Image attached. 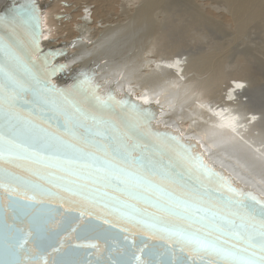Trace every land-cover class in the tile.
Instances as JSON below:
<instances>
[{
	"label": "water",
	"instance_id": "1",
	"mask_svg": "<svg viewBox=\"0 0 264 264\" xmlns=\"http://www.w3.org/2000/svg\"><path fill=\"white\" fill-rule=\"evenodd\" d=\"M44 30L40 0H2L0 100L17 107L9 119L0 104V151L21 147L0 157V264H173L190 262L196 241L224 254L195 264H240L247 205L264 195L162 122L163 106L106 84L97 64L71 66V43L45 42ZM236 192L244 206L229 202Z\"/></svg>",
	"mask_w": 264,
	"mask_h": 264
},
{
	"label": "bare ground",
	"instance_id": "2",
	"mask_svg": "<svg viewBox=\"0 0 264 264\" xmlns=\"http://www.w3.org/2000/svg\"><path fill=\"white\" fill-rule=\"evenodd\" d=\"M40 1L44 15L45 42L51 39L48 35L56 29L57 19H79L75 23L76 36L60 41L53 38L54 44L61 41L71 43V66L88 62L96 64L99 60L94 58L97 56L107 58L100 63L101 65L96 66L106 84L114 85L120 91L126 87L141 101H154L163 106L160 117L162 122L178 128L186 136L198 138L214 162L239 176L245 184L256 188L264 195V123L262 111L251 102L248 81L254 75L251 65L247 66L242 62V76L227 77L225 71L227 67H223L222 60L227 51L222 45L213 52H176L175 49H178L180 44L170 40L172 38L167 35L169 30L164 28L167 34L163 32L164 29L161 33L152 23L149 24L148 20L142 22L141 26L145 30L141 27L142 32L138 37V40L143 42L142 51L169 50L170 55L152 59V57H144L139 49L138 57H141V60L136 62L137 65L125 58L116 63L115 58L112 59L109 54L104 55L102 47H104L103 38L107 39L114 32L118 34L117 25L111 28L109 25L104 26L100 29L103 31H98L99 34L104 35H100L98 40L95 38L94 41L91 39L88 41L82 33L87 29L86 21L79 16V10L72 15L54 14L55 5L52 10L44 11L48 4L46 1ZM226 1L230 5L229 9L235 23L238 22L243 26L256 19H263V0ZM1 2L2 0L0 4ZM160 4H163L162 0H144L137 6L136 12L141 11L146 19L148 9L157 8ZM172 28L171 31L174 30ZM143 34H147V40L142 39ZM108 42L107 39L105 44ZM121 46H123L122 42ZM95 52L99 54L93 55ZM131 59L134 60L135 55ZM103 63L108 64L102 65ZM122 69L127 70L122 72ZM170 95L172 100L167 99Z\"/></svg>",
	"mask_w": 264,
	"mask_h": 264
},
{
	"label": "rangeland",
	"instance_id": "3",
	"mask_svg": "<svg viewBox=\"0 0 264 264\" xmlns=\"http://www.w3.org/2000/svg\"><path fill=\"white\" fill-rule=\"evenodd\" d=\"M45 1L48 5L44 11L52 10L53 5H55L53 7L54 14L70 13L72 15L79 10V16L86 21L87 29H83L82 33L88 41L90 39L94 41L95 38L98 40V37L103 34H99L98 31L104 26L109 25L111 28L117 25L118 34L115 32L112 35L110 34L107 38L109 41L107 44H105L107 39L103 38L104 47L101 46L104 55L109 54L112 59L117 60L116 63L125 58L130 60L132 64L137 65L136 62L141 60V57H138V52L142 48L143 42L140 40V43L138 37L142 29L145 30L141 25L146 20L149 21V24L152 23L161 33L164 28L171 32L167 31V34L165 29L163 31L169 35L168 37L172 38L170 40L180 44L179 48L175 49L176 52H213V50L217 51V47L220 48L219 45H222L228 52L222 59L224 61L223 67H227L224 68L227 77H241L242 62L247 66L251 65L254 74L248 80L250 83L249 93L252 97L251 102L256 105L257 109L259 108L262 111V122L264 123V5L262 7L263 19H256L242 26L233 21L231 9H229L230 5L226 0H162L163 4L158 5L157 8L148 9L146 19H144V14L141 11L136 12L137 6L144 0H43V2ZM67 3L70 5H64ZM75 19H57L56 29L49 33L48 37L60 41L76 36L77 34L74 32L75 23L79 19ZM170 28L174 30L171 31ZM100 31H103V29ZM124 37L126 38L124 39ZM80 38H83V36H80ZM142 39L147 40V34H143ZM121 42L123 46H121ZM156 50L150 52L148 49L144 51L141 49L140 51H142L141 54L144 57L148 56L152 59L163 55L165 57L171 53L169 50ZM98 54L95 52L93 55L97 56ZM134 55L135 59L132 60L131 57L134 58ZM99 57L94 58L99 60L96 64H100L107 59ZM104 64L108 63L102 65ZM125 70L127 69H122V72ZM165 92L170 94L169 91L165 90ZM167 99L172 100L173 98L170 95Z\"/></svg>",
	"mask_w": 264,
	"mask_h": 264
},
{
	"label": "snow or ice",
	"instance_id": "4",
	"mask_svg": "<svg viewBox=\"0 0 264 264\" xmlns=\"http://www.w3.org/2000/svg\"><path fill=\"white\" fill-rule=\"evenodd\" d=\"M3 88V85H0V89ZM44 91H56L55 85H49ZM17 97L15 95H11L6 98V100H0V104L6 102L8 104V107L3 110V115L6 118H13L16 116L15 109L17 107L16 104ZM135 107V106H134ZM65 131L69 134H73V128L72 127H65ZM78 139H83L85 143H89L90 141L87 139V137H77ZM4 139L2 136H0V140ZM7 144L10 146L9 150L7 152L0 151V157L12 156L14 155L11 151V147H21L20 145H16L14 141L8 140ZM101 147V146H97ZM27 151V149H25ZM38 155V153H36ZM186 159H191L190 155L185 156ZM20 178L13 177L11 182L8 185H4L6 191L15 192L17 191L16 187L13 185L15 183H18ZM229 191H234L232 189H229ZM235 195L239 197L240 199L236 200H229L230 203H234L238 206H244L243 201L248 199L249 194L236 192ZM85 198H88L87 195H85ZM252 200L254 203L247 205V208L249 210V218L253 221L252 227H251V233L249 238V248L245 249L247 252L246 257L242 258L240 261V264H264V201H258L256 202V198L252 197ZM257 204L259 206H257ZM149 228L155 229L157 228L156 224H149ZM258 236L259 242L258 243H252V239ZM189 238L184 237L183 235H180L178 239V243L183 245L184 241ZM197 247L193 249L194 257L191 259V261H185L181 259H177L173 262V264H195L196 259H203L202 253L208 254V255H223V249L216 247L212 244H206L200 241H196ZM95 247V245H93ZM183 250V248H182ZM141 252L143 249L140 250ZM151 254V252H149ZM135 259L138 261V264H146L145 261H143L139 256L135 257ZM19 264V262H17ZM45 264L47 262L45 261ZM113 264H123V262L116 261L113 262ZM158 264H164V262H158Z\"/></svg>",
	"mask_w": 264,
	"mask_h": 264
}]
</instances>
